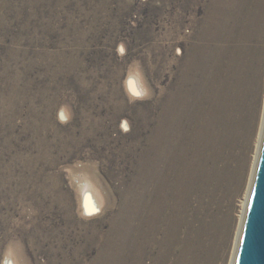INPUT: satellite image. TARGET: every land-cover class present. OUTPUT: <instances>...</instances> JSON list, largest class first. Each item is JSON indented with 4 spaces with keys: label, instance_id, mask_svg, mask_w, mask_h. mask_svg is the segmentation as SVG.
<instances>
[{
    "label": "rangeland",
    "instance_id": "obj_1",
    "mask_svg": "<svg viewBox=\"0 0 264 264\" xmlns=\"http://www.w3.org/2000/svg\"><path fill=\"white\" fill-rule=\"evenodd\" d=\"M223 6L0 0V264L91 263L111 245L170 94L195 101L197 61L213 66L200 37Z\"/></svg>",
    "mask_w": 264,
    "mask_h": 264
},
{
    "label": "bare ground",
    "instance_id": "obj_2",
    "mask_svg": "<svg viewBox=\"0 0 264 264\" xmlns=\"http://www.w3.org/2000/svg\"><path fill=\"white\" fill-rule=\"evenodd\" d=\"M219 1L200 37L213 66L197 61L195 101L180 102L174 88L167 101L177 112L150 131L119 233L104 234L111 245L97 242L98 257L82 264L234 263L264 132V0ZM124 229L131 237L121 242Z\"/></svg>",
    "mask_w": 264,
    "mask_h": 264
},
{
    "label": "water",
    "instance_id": "obj_3",
    "mask_svg": "<svg viewBox=\"0 0 264 264\" xmlns=\"http://www.w3.org/2000/svg\"><path fill=\"white\" fill-rule=\"evenodd\" d=\"M233 264H264V132Z\"/></svg>",
    "mask_w": 264,
    "mask_h": 264
}]
</instances>
